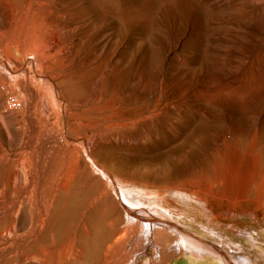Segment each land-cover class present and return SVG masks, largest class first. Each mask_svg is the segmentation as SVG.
<instances>
[{"label":"rangeland","instance_id":"obj_1","mask_svg":"<svg viewBox=\"0 0 264 264\" xmlns=\"http://www.w3.org/2000/svg\"><path fill=\"white\" fill-rule=\"evenodd\" d=\"M33 132L75 176L59 264H264V0H0V246ZM143 218L168 225L164 256Z\"/></svg>","mask_w":264,"mask_h":264},{"label":"bare ground","instance_id":"obj_2","mask_svg":"<svg viewBox=\"0 0 264 264\" xmlns=\"http://www.w3.org/2000/svg\"><path fill=\"white\" fill-rule=\"evenodd\" d=\"M30 137L31 138L23 146L21 160L16 161L17 167H22L21 175L23 186L21 193L18 196L16 195L15 201L7 207V213L3 214V217L7 216V219H9L10 224L8 226V233H10L9 236L11 237L8 235L4 237V235L3 238H1L2 246H0V258H8L9 255L15 254L20 256L22 264H59L63 262V258L68 252L69 247H64L63 251L65 255L60 257L58 245L55 240L56 237L55 239H50L51 243L49 244L46 241L47 231L48 229L51 230L52 228H56L57 206L70 194L73 186L71 182L75 176L74 173L68 169L69 164H67V166L66 164L62 166L57 163L56 165L58 149L57 147L52 148V146L58 143L55 141L54 137L49 133L39 134L37 132H33ZM86 145L90 150L89 144L86 143ZM51 150H53V152H51ZM86 152L84 150V154ZM88 154L92 158V153L90 151ZM85 168H87V165H84L82 170L85 171ZM96 173L97 172H95V174ZM17 177L16 175V179ZM49 179H51V181L48 185L47 192L45 186ZM158 211L160 210L154 209L155 214H159L160 212ZM20 212L24 213L23 231L20 236H17L15 229L19 228L17 225V215ZM111 212L114 213V216H117L118 219H121L124 214L125 206L121 203L119 198L115 201L114 206L111 207ZM126 214L131 216L130 219H133L134 216L131 212H127ZM140 221L145 224L146 229H143L138 223L132 224L130 229L133 231L137 228L142 230L141 232L146 235L145 239L148 243L151 242L153 246H155L154 248H159V255L164 256L166 252L168 253V249L173 242L171 244L163 243V239L160 237L166 235V230L169 228L168 225L161 224L157 220L145 218L140 219ZM156 225H159V227H156ZM168 231L169 233L174 232V230L171 229ZM121 233L122 230L120 228L115 231L114 241L116 243H118L121 238ZM176 242L177 244L174 251L176 250L178 254L189 252V255H191L190 253L194 256L197 255L199 257L198 259L201 260L206 259V256L209 255V252H204V250L202 251L199 247H191V244H188L189 242L186 239L180 238L177 239ZM174 251H171L169 254L171 256L175 255ZM57 253L58 255H56ZM11 256L13 257V255ZM240 258H242L239 261L240 264H255L249 257L241 256ZM127 259L128 256L124 254L123 251L117 249L110 264H121L127 261Z\"/></svg>","mask_w":264,"mask_h":264},{"label":"built area","instance_id":"obj_3","mask_svg":"<svg viewBox=\"0 0 264 264\" xmlns=\"http://www.w3.org/2000/svg\"><path fill=\"white\" fill-rule=\"evenodd\" d=\"M8 103L9 104H13V105H17V102H16V100L14 98H12L11 100L9 99Z\"/></svg>","mask_w":264,"mask_h":264}]
</instances>
